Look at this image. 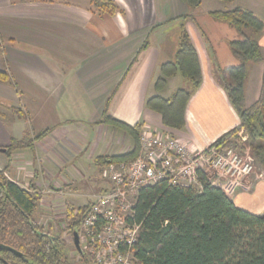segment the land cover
Listing matches in <instances>:
<instances>
[{"label": "crops", "instance_id": "crops-1", "mask_svg": "<svg viewBox=\"0 0 264 264\" xmlns=\"http://www.w3.org/2000/svg\"><path fill=\"white\" fill-rule=\"evenodd\" d=\"M91 1L0 0V71L15 83L0 81V96L22 104L31 136L52 129L32 149L16 150L1 161L0 171L10 165L6 176L23 189L35 185L43 198L65 197L69 205L79 202V185L93 184L99 176V157L132 150L126 133L98 123L114 91L111 116L177 136L193 153L209 149L239 127V115L219 76L239 63L231 47L239 34L211 13L239 6L264 19V0H202L197 9L183 0H114L125 12L115 16L94 13ZM182 25L197 51L203 83L187 106L185 128L177 131L165 127L147 101L157 95L169 99L177 90L191 88L177 75L163 91L155 89L161 66L173 61L179 49ZM258 42L264 56V34ZM255 65L259 76L253 104L260 97L264 73V63L248 69ZM68 105H83L89 116L79 119ZM250 181L253 190L247 184L249 189L228 194L239 208L264 215V181Z\"/></svg>", "mask_w": 264, "mask_h": 264}, {"label": "trees", "instance_id": "trees-1", "mask_svg": "<svg viewBox=\"0 0 264 264\" xmlns=\"http://www.w3.org/2000/svg\"><path fill=\"white\" fill-rule=\"evenodd\" d=\"M183 1L192 9L202 4V0ZM220 1L232 3L234 0ZM90 5L98 14L125 13L114 0H92ZM189 17L192 18H183ZM211 17L230 25L239 34V39L231 42L239 63L223 71V87L241 121L239 127L223 135L211 147H239L240 132L244 130L249 137L251 155L264 170V73L258 101L247 106L244 94L248 66L264 63L258 42V37L264 34V19L242 7L215 11ZM146 47L147 44L142 48ZM161 73L155 83L157 92L163 91L168 80L177 75L191 83L190 89H179L169 99L157 95L147 101V108L161 116L165 127L181 131L186 126L187 106L203 83L197 51L183 25L175 58L161 66ZM0 81L15 86L8 72L0 71ZM114 94L115 91L98 123L126 133L134 148L123 155L99 157L97 165L101 169L113 163L132 162L141 151L142 125L130 126L108 112ZM51 131L13 141L6 147L7 157L10 159L16 150L32 149ZM8 167L0 171V244L19 255L1 249L0 264H71L63 236L54 234L36 219L40 206V196L33 194L36 186L23 189L6 176ZM201 183V190L170 186L168 181L140 190L134 219L130 220L140 225L135 245L138 264H264V215L239 208L224 189L212 185L204 175ZM80 209L84 212L85 207ZM74 211L69 208L71 232L79 228V221L72 217ZM81 256L85 264H90L85 254Z\"/></svg>", "mask_w": 264, "mask_h": 264}, {"label": "built area", "instance_id": "built-area-1", "mask_svg": "<svg viewBox=\"0 0 264 264\" xmlns=\"http://www.w3.org/2000/svg\"><path fill=\"white\" fill-rule=\"evenodd\" d=\"M141 153L133 162L113 163L102 169L108 189L80 215V244L97 264H138L135 245L140 225L130 220L143 188L162 181L170 186H192L199 171L205 174L213 170L217 181L223 171L233 173L224 185L215 183L217 187L228 192L237 187L245 190L246 177L254 170L233 149L226 151L228 157L216 147L193 154L180 139L149 127L141 131ZM229 163L231 168L227 169Z\"/></svg>", "mask_w": 264, "mask_h": 264}, {"label": "rangeland", "instance_id": "rangeland-1", "mask_svg": "<svg viewBox=\"0 0 264 264\" xmlns=\"http://www.w3.org/2000/svg\"><path fill=\"white\" fill-rule=\"evenodd\" d=\"M236 7H239V6H236ZM234 8H231V9H234ZM227 10H230V9H227ZM0 59L3 60V58H0ZM0 66H2V65L0 64ZM223 71H225V69L222 70L219 74L220 82H221L222 86L224 85V82H225V79L223 78ZM257 76H259L258 66L255 65L253 67H250V69H248V75H247L248 81L246 79L247 84L245 82V92H244L246 103L248 101L249 105L253 104L252 100H253V97L255 96V92H256L254 86L256 83ZM68 107L70 109L74 108L75 110H73V109L70 110V111H72V110L75 111L72 115H74L76 117L79 116V119H81V120H84L85 118H87L89 116L87 108H85L83 105L79 106V107L78 106L72 107V106L68 105ZM23 108L24 107L22 106L21 103L15 102L13 100L8 101V100H6L0 96V148H6L10 144H12L13 141H15V140L19 141V140H22L24 138L31 137V130H30V125H29V121L27 119V116H25V115H23L22 117L20 116V114H22L25 111ZM64 108H66V105H63L61 107V111L64 110ZM78 108H79V110H78ZM77 111H79V113ZM86 125H87V128H89L90 125L89 124H86ZM145 127H149L150 129L156 130V129L148 126V125L142 126V129H144ZM142 129H141V131H142ZM84 131H86V130H84ZM159 132H161V131H159ZM161 133H163L165 135L170 134V133H165L163 131ZM170 135L175 137V138H178L177 136H174L172 134H170ZM240 136H241V142H240L239 147H231V148L216 147V148L219 149L220 152L223 155H225V157H228V155L226 154V151L233 149L234 152L236 153L235 155H239L240 157L241 156L245 157V160L249 161L252 164V166H254V170H253L252 174L249 177H246L247 178L245 180L246 185L247 184L250 185V182H251L250 180H252V182L254 184L256 182H258L259 179L261 181H264V170L258 164H256L255 160L253 159V157L251 155L248 135L244 134V130H241ZM80 141H82V140H79V142ZM133 148H134V144H132V149ZM201 152H203V151H201ZM191 153H193V152H191ZM197 153H200V152H197ZM197 153H193V154H197ZM141 154L142 153L140 151L139 156ZM6 157H7V155L0 152V162L3 161ZM230 159H232V158H230ZM205 168L208 169L207 166ZM230 168H231V166L229 163V165L227 166V169H230ZM202 173H204V172L199 171L198 177H197L196 181L192 183L191 187H194L195 189L201 190V188H202L201 176L202 175L206 176L208 181L214 186H217L216 184L224 185L223 181L228 180L233 175V173L232 174H230V173L226 174V172L223 171L222 175L217 176V179L219 180V181H217L214 178L215 172L213 170H209L205 174H202ZM261 175H262V177H261ZM252 186L253 185L251 184L250 185V191L253 190ZM107 189H108V182L102 177V169L100 168L99 176H98V174H96L95 182L93 184H90V185L88 184L86 186L85 185L84 186L79 185V192H80L79 202H76V205H73L72 203L69 205L68 204L69 202L67 201L68 202L67 203L65 201V197H64V199L63 198H55V197L51 198V197H48V195L46 194L45 198H43L44 195L42 193H40L37 189L33 190L34 195L40 196V206H39V208L35 214L36 219L39 221V223L41 225H44L47 229H50L54 234H61L63 236V238L66 241V244L68 246L67 247V256H68V260L70 261L71 264H85V262H83L81 260L82 256L75 246L73 232H71L69 229V225H70L69 208L72 207L75 209L72 217L75 221H79V225H80V219H81L80 215L82 213L80 208L83 209L84 207L87 208L88 206L92 205L94 202L97 201V199L100 196H102L107 191ZM238 189H240V188L239 187L234 188V189H232V192H235ZM247 189H249L248 186L246 187L245 190H247ZM224 190L226 191V189H224ZM57 192H59V191H57ZM226 192L229 193L228 191H226ZM248 194H251V193L249 192ZM76 211H79L78 212L79 215L75 214ZM81 248L83 250V253L85 254V257L87 256L88 259L90 260V264H97L94 260V257L89 255L88 253H86V250L84 249L83 246H81Z\"/></svg>", "mask_w": 264, "mask_h": 264}, {"label": "water", "instance_id": "water-1", "mask_svg": "<svg viewBox=\"0 0 264 264\" xmlns=\"http://www.w3.org/2000/svg\"><path fill=\"white\" fill-rule=\"evenodd\" d=\"M7 151H8V150H7L6 148H0V152H1V153H7ZM73 237H74V243H75V246H76L77 250L79 251V253H80L81 255H84L83 250H82L81 245H80V239H79V233H78V230H74V231H73ZM1 249L10 250V251L13 252L14 254L19 255V253H18L17 251L12 250L11 248H9V247H7V246H4V245H1V244H0V250H1Z\"/></svg>", "mask_w": 264, "mask_h": 264}]
</instances>
